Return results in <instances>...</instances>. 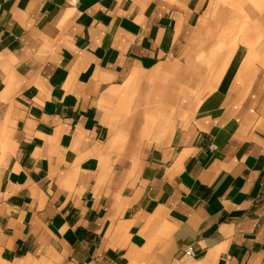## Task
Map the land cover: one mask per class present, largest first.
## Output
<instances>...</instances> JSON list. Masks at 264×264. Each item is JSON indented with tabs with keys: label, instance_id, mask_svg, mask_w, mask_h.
I'll use <instances>...</instances> for the list:
<instances>
[{
	"label": "crops",
	"instance_id": "crops-1",
	"mask_svg": "<svg viewBox=\"0 0 264 264\" xmlns=\"http://www.w3.org/2000/svg\"><path fill=\"white\" fill-rule=\"evenodd\" d=\"M0 264H264V0H0Z\"/></svg>",
	"mask_w": 264,
	"mask_h": 264
},
{
	"label": "built area",
	"instance_id": "built-area-1",
	"mask_svg": "<svg viewBox=\"0 0 264 264\" xmlns=\"http://www.w3.org/2000/svg\"><path fill=\"white\" fill-rule=\"evenodd\" d=\"M71 2L73 3V4H75L76 3V0H71ZM210 150H215V149H217V147H216V145L215 144H211L210 145ZM194 249H193V247L192 246H188L187 247V249L185 250V257L187 258V259H192L193 257H194Z\"/></svg>",
	"mask_w": 264,
	"mask_h": 264
}]
</instances>
